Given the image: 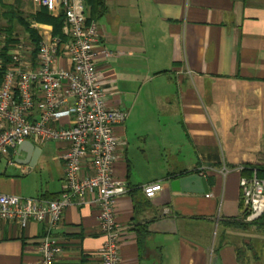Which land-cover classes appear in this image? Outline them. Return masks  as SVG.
Segmentation results:
<instances>
[{"label": "crops", "instance_id": "0c3cea01", "mask_svg": "<svg viewBox=\"0 0 264 264\" xmlns=\"http://www.w3.org/2000/svg\"><path fill=\"white\" fill-rule=\"evenodd\" d=\"M84 1L100 47L111 53L97 57L107 105L127 112L114 130L120 142L112 167L113 178L128 187L116 202L120 264H264V234L225 225L245 222L239 169L264 166V0ZM15 3L23 17L40 10L32 0H0ZM57 63L68 64L63 57ZM133 140L156 175H133ZM48 144L34 166L15 161L17 148L0 159L1 194L23 197L18 177L5 170L28 175ZM52 144V190L32 197L54 199L65 190L67 145ZM193 175L205 178L208 194L170 188V181ZM153 183L162 189L148 199L142 188ZM98 215L94 204L63 209L52 233L60 250L54 264H101ZM43 235L42 223L21 228L0 220V264H35Z\"/></svg>", "mask_w": 264, "mask_h": 264}, {"label": "built area", "instance_id": "2783aa9c", "mask_svg": "<svg viewBox=\"0 0 264 264\" xmlns=\"http://www.w3.org/2000/svg\"><path fill=\"white\" fill-rule=\"evenodd\" d=\"M32 1L52 17L64 16L65 42L52 35L51 26L33 21L30 27L39 38L34 55L25 33L10 34L0 24V159L24 141L39 149L52 141L65 143V190L51 200L0 193V220L15 221L21 228L30 221L42 223L35 264H54L60 250L52 233L63 209L94 204L104 238L101 264H120L122 227L116 222V202L128 187L113 178L112 167L120 142L114 130L127 112L107 105L97 68V57L111 53L100 47L98 27L89 21L84 0ZM61 57L67 59L66 68L57 63ZM8 164L15 162L10 158ZM161 189L153 183L142 192L151 199ZM239 201L243 220H258L264 214V179L241 176Z\"/></svg>", "mask_w": 264, "mask_h": 264}, {"label": "trees", "instance_id": "16d2710c", "mask_svg": "<svg viewBox=\"0 0 264 264\" xmlns=\"http://www.w3.org/2000/svg\"><path fill=\"white\" fill-rule=\"evenodd\" d=\"M86 1L89 4H91L92 1H95L97 5L101 4V0ZM0 8L3 10L2 16L7 24L6 30L8 31V33L11 34L14 32L15 25L21 27L23 29V32L27 35L30 43L35 48V51L33 52L34 55L36 54V50L39 45V38L37 36L36 31L30 27L31 21H34L39 24L50 25L52 27V35L58 38L60 40V43L65 42V37L62 33V26L64 20V16L62 14L57 17H52L48 14L45 8H41L35 15L31 16L30 18H27L23 17V15L20 13L19 5L17 3L10 6L0 5ZM241 174L242 176H252L253 174H255L258 179H264V166H243ZM240 210H242L241 205ZM225 225L238 229H247L253 226L257 229V231L264 234V214L258 220L251 223H245L239 219L238 221H229L225 223Z\"/></svg>", "mask_w": 264, "mask_h": 264}, {"label": "rangeland", "instance_id": "374dc122", "mask_svg": "<svg viewBox=\"0 0 264 264\" xmlns=\"http://www.w3.org/2000/svg\"><path fill=\"white\" fill-rule=\"evenodd\" d=\"M4 25V24H3ZM17 32H23L17 25H15ZM52 142L48 144L39 159L37 165L33 168L32 172L26 176H21L20 172L15 169V167H7L5 174L8 176L18 177L20 181V191L24 198H29L30 196H35L38 191H44L46 189L52 190ZM138 143L136 141L131 142V149L133 148V154H135L136 160L138 161L137 165L133 166V175L137 178L149 177L157 174V167L147 166L142 160L141 151L137 149ZM136 148V149H134ZM54 149V148H53ZM3 172V167L0 166V173ZM5 175V176H6ZM13 178V177H6ZM258 247V253H259ZM247 264H252L248 261Z\"/></svg>", "mask_w": 264, "mask_h": 264}, {"label": "water", "instance_id": "95a60500", "mask_svg": "<svg viewBox=\"0 0 264 264\" xmlns=\"http://www.w3.org/2000/svg\"><path fill=\"white\" fill-rule=\"evenodd\" d=\"M40 152L41 150L37 147H34L29 141H24L17 146L15 161L18 162L19 164L34 166L36 160L40 155ZM22 153L25 154V157L23 159L19 157V155ZM188 183H191L199 187V189H194L193 191L190 190L187 187ZM169 185L173 191H177V192L191 191L194 193L208 194V186L205 178L200 177L198 175L172 180L169 182Z\"/></svg>", "mask_w": 264, "mask_h": 264}]
</instances>
